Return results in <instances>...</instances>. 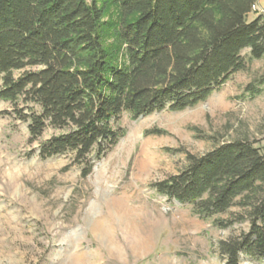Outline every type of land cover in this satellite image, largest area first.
Returning a JSON list of instances; mask_svg holds the SVG:
<instances>
[{
	"label": "trees",
	"instance_id": "obj_1",
	"mask_svg": "<svg viewBox=\"0 0 264 264\" xmlns=\"http://www.w3.org/2000/svg\"><path fill=\"white\" fill-rule=\"evenodd\" d=\"M256 3L0 0V100L16 111L26 103L30 112L19 117L28 122L29 141L41 140L42 157L72 151L85 177L123 134L115 126L122 113L137 118L193 106L246 67L243 49L264 56V15L248 18ZM246 91L259 89L250 82ZM49 126L60 132L42 140ZM188 160L153 186L201 214L244 207L239 219L249 218L250 229L221 241L224 264H242L241 250L264 264V152L238 138Z\"/></svg>",
	"mask_w": 264,
	"mask_h": 264
},
{
	"label": "rangeland",
	"instance_id": "obj_2",
	"mask_svg": "<svg viewBox=\"0 0 264 264\" xmlns=\"http://www.w3.org/2000/svg\"><path fill=\"white\" fill-rule=\"evenodd\" d=\"M241 54L246 67L193 106L122 113L115 126L123 134L85 177L72 151L42 157L41 140L29 141L19 117L26 103L16 111L0 100V264H224L220 243L249 231L250 219H239L246 209L197 213L153 185L185 168L189 154L233 139L264 152V56ZM250 82L259 92L246 91ZM59 132L49 126L41 139ZM240 262L263 258L241 250Z\"/></svg>",
	"mask_w": 264,
	"mask_h": 264
},
{
	"label": "crops",
	"instance_id": "obj_3",
	"mask_svg": "<svg viewBox=\"0 0 264 264\" xmlns=\"http://www.w3.org/2000/svg\"><path fill=\"white\" fill-rule=\"evenodd\" d=\"M256 5H257V9L258 10L252 11L248 15V18L251 19V20L254 19L257 15L260 14L259 10L264 9V0H257Z\"/></svg>",
	"mask_w": 264,
	"mask_h": 264
},
{
	"label": "built area",
	"instance_id": "obj_4",
	"mask_svg": "<svg viewBox=\"0 0 264 264\" xmlns=\"http://www.w3.org/2000/svg\"><path fill=\"white\" fill-rule=\"evenodd\" d=\"M254 10H258L256 4L254 5ZM259 11H260V13H262V14L264 13V9H261V10H259Z\"/></svg>",
	"mask_w": 264,
	"mask_h": 264
},
{
	"label": "bare ground",
	"instance_id": "obj_5",
	"mask_svg": "<svg viewBox=\"0 0 264 264\" xmlns=\"http://www.w3.org/2000/svg\"><path fill=\"white\" fill-rule=\"evenodd\" d=\"M129 220H131V221H130V222H131V226H133L132 219L130 218ZM126 221H128V219H127ZM95 229H96V228H95ZM136 240H137V238L135 239V241H136ZM138 242H139V241H138ZM138 242H137V243H138ZM137 243H136V244H137Z\"/></svg>",
	"mask_w": 264,
	"mask_h": 264
}]
</instances>
